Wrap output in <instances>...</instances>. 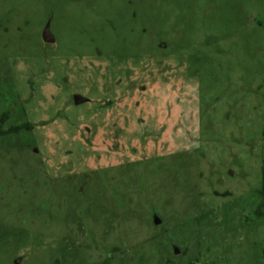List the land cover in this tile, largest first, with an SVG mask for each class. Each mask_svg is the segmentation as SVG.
<instances>
[{
    "label": "rangeland",
    "instance_id": "obj_1",
    "mask_svg": "<svg viewBox=\"0 0 264 264\" xmlns=\"http://www.w3.org/2000/svg\"><path fill=\"white\" fill-rule=\"evenodd\" d=\"M1 119L0 264H264V0H0Z\"/></svg>",
    "mask_w": 264,
    "mask_h": 264
},
{
    "label": "water",
    "instance_id": "obj_2",
    "mask_svg": "<svg viewBox=\"0 0 264 264\" xmlns=\"http://www.w3.org/2000/svg\"><path fill=\"white\" fill-rule=\"evenodd\" d=\"M49 26H50L49 22H47L45 24L44 28H43V31H42V39H43L44 42L53 43L55 39H54L53 35L50 32V27ZM87 100L88 99L86 97H84V96H82L80 94L73 95V102L75 104H80V103L86 102ZM152 219H153V223L155 225H158V224L161 223V219L156 213L153 214ZM174 253L175 254L179 253V249L177 247H174ZM14 263L18 264L19 263V259H16L14 261Z\"/></svg>",
    "mask_w": 264,
    "mask_h": 264
},
{
    "label": "trees",
    "instance_id": "obj_3",
    "mask_svg": "<svg viewBox=\"0 0 264 264\" xmlns=\"http://www.w3.org/2000/svg\"><path fill=\"white\" fill-rule=\"evenodd\" d=\"M4 116H6V115H4ZM2 119L0 120V122H2ZM30 127H31L30 124L25 123V124H22V125H19V126H15V127L9 128V129H7L5 131L0 129V135H6V134H10V133H17V132H19V131H21L23 129H30ZM263 191H264V175H263ZM258 214L262 215L264 217L263 213L259 212ZM101 264H107V263L103 262Z\"/></svg>",
    "mask_w": 264,
    "mask_h": 264
}]
</instances>
